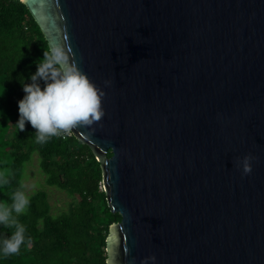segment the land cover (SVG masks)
I'll return each instance as SVG.
<instances>
[{
    "label": "water",
    "instance_id": "95a60500",
    "mask_svg": "<svg viewBox=\"0 0 264 264\" xmlns=\"http://www.w3.org/2000/svg\"><path fill=\"white\" fill-rule=\"evenodd\" d=\"M20 1L104 93L70 131L121 216L106 264H264V0Z\"/></svg>",
    "mask_w": 264,
    "mask_h": 264
},
{
    "label": "trees",
    "instance_id": "16d2710c",
    "mask_svg": "<svg viewBox=\"0 0 264 264\" xmlns=\"http://www.w3.org/2000/svg\"><path fill=\"white\" fill-rule=\"evenodd\" d=\"M48 44L29 10L20 0H0V202H12V193L25 191L24 164L33 153L44 175V183L66 191L68 206L51 211L45 189L29 194L27 210L13 213L25 226V237L16 253L0 255V264H106L105 239L108 227L121 218L112 212L101 187L99 162L87 144L69 130L38 142L35 129L14 124L17 100L23 96L21 83L35 71V59ZM27 82V81H26ZM111 152L108 151V155ZM15 226L0 225V238Z\"/></svg>",
    "mask_w": 264,
    "mask_h": 264
},
{
    "label": "clouds",
    "instance_id": "9594fccd",
    "mask_svg": "<svg viewBox=\"0 0 264 264\" xmlns=\"http://www.w3.org/2000/svg\"><path fill=\"white\" fill-rule=\"evenodd\" d=\"M34 61L35 71H30L27 78L23 76L24 82H20L24 94L17 100L18 117L14 122L19 129H24L27 121L35 129V139L43 143L62 130L89 125L99 119L103 112L100 106L103 90L70 58L62 45L44 48L42 56ZM3 93L4 89H0V95ZM251 160L247 153L237 158L243 173L251 170ZM6 182L0 173V184ZM29 203V195L19 188L12 193L10 206L0 202V225L15 226L10 235L0 238V255L16 253L22 242H31V237H25L24 224L13 215L25 212ZM149 260L155 261V256L145 257L144 264Z\"/></svg>",
    "mask_w": 264,
    "mask_h": 264
},
{
    "label": "rangeland",
    "instance_id": "374dc122",
    "mask_svg": "<svg viewBox=\"0 0 264 264\" xmlns=\"http://www.w3.org/2000/svg\"><path fill=\"white\" fill-rule=\"evenodd\" d=\"M23 183L27 195L37 189H45L53 213H59L67 208L70 197L65 190L44 183V175L39 168L36 153H33L31 158L24 164ZM101 187H103L102 184Z\"/></svg>",
    "mask_w": 264,
    "mask_h": 264
}]
</instances>
